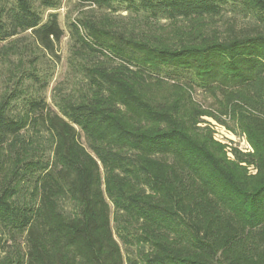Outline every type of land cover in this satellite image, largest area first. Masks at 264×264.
I'll return each instance as SVG.
<instances>
[{
  "label": "trees",
  "instance_id": "obj_1",
  "mask_svg": "<svg viewBox=\"0 0 264 264\" xmlns=\"http://www.w3.org/2000/svg\"><path fill=\"white\" fill-rule=\"evenodd\" d=\"M78 2L136 24L69 23L74 82L49 104L59 1L0 0L21 65L0 94V264H264V0ZM227 6L247 24L210 26ZM160 21L175 39L136 29ZM204 117L251 150L229 158Z\"/></svg>",
  "mask_w": 264,
  "mask_h": 264
},
{
  "label": "rangeland",
  "instance_id": "obj_2",
  "mask_svg": "<svg viewBox=\"0 0 264 264\" xmlns=\"http://www.w3.org/2000/svg\"><path fill=\"white\" fill-rule=\"evenodd\" d=\"M59 8L54 13L57 14L58 23L61 29L64 32V38L61 41V44L58 49V54L60 59L56 61H51L48 58H45L43 61L45 65L53 67L52 72L53 76L50 81V84L45 92L47 102L50 104V98L52 94V89L61 84L65 87L71 88L73 86V68H71V62L73 61L74 54L77 52L74 42L70 39L68 33V24L76 23L80 20H105L108 19L110 22L115 24H125V25H135L132 22V19H135L134 14H127V12H116L112 13L104 9H100L94 6L82 5L78 0H58ZM51 12H46L45 15ZM210 26H214L220 31L224 30L225 26L228 24H235L237 28L245 26L247 20L243 19L240 16H234L231 8L229 6L225 7L224 12L220 17L215 18V20L208 22ZM136 29H143L145 35L149 38H157L159 40L165 39L171 41L175 39L176 32L174 25H170L167 21H160L158 23L137 25ZM137 30V31H138ZM136 31V32H137ZM29 42V41H27ZM8 45V42H0V94L5 91L6 85L11 83V72L20 67V62L17 58L8 53V55H1V49L3 46ZM48 59V60H47ZM90 62L100 63L105 66H112L114 63L106 58H103L99 55L90 58ZM24 68H28L29 65L26 63ZM12 86V83L10 84ZM194 99L202 103L204 101L203 96L197 92L193 95ZM202 122L198 124V127L207 128L211 134L214 142L218 143L224 147V151L227 152V156L232 158L228 153L230 149H238L242 152H249L251 149L244 138L239 137L238 135L227 130L224 126L218 124L214 120L204 117ZM250 175L254 174V171L251 168H248ZM124 252V247H121Z\"/></svg>",
  "mask_w": 264,
  "mask_h": 264
}]
</instances>
